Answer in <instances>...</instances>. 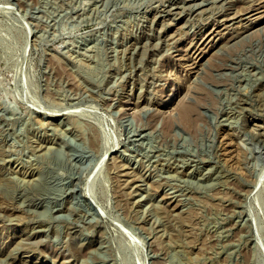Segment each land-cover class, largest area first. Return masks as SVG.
Segmentation results:
<instances>
[{
	"label": "rangeland",
	"instance_id": "obj_1",
	"mask_svg": "<svg viewBox=\"0 0 264 264\" xmlns=\"http://www.w3.org/2000/svg\"><path fill=\"white\" fill-rule=\"evenodd\" d=\"M0 264H264V0H0Z\"/></svg>",
	"mask_w": 264,
	"mask_h": 264
},
{
	"label": "bare ground",
	"instance_id": "obj_2",
	"mask_svg": "<svg viewBox=\"0 0 264 264\" xmlns=\"http://www.w3.org/2000/svg\"><path fill=\"white\" fill-rule=\"evenodd\" d=\"M186 220L188 221V218H186ZM72 245H73L72 249H74L75 251H82V250L86 249L88 243H79V241L77 239H75L72 242Z\"/></svg>",
	"mask_w": 264,
	"mask_h": 264
}]
</instances>
